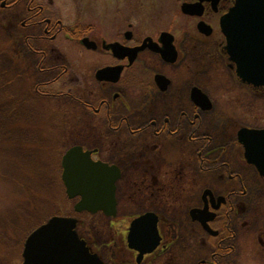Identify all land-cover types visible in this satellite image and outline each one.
I'll return each instance as SVG.
<instances>
[{
  "label": "flooded vegetation",
  "instance_id": "1",
  "mask_svg": "<svg viewBox=\"0 0 264 264\" xmlns=\"http://www.w3.org/2000/svg\"><path fill=\"white\" fill-rule=\"evenodd\" d=\"M234 4L235 0H0V26L10 35V50L35 56L37 72L49 76L33 91L42 97L66 96L81 126L103 128L101 146L75 142L69 148L89 152L90 160L107 166L109 176L116 170L114 215L82 213L101 215L111 228L121 217L124 196L132 194L141 205L119 219L128 220L121 233L110 235L109 241L121 247L117 256L94 250L95 242L78 232L76 221L78 238L102 264H250V241H244L241 251L235 218L245 208L240 203L244 197L264 192V177L247 161L238 131L264 126L222 117L215 123L216 133L211 132V121L218 119L215 104L198 83L204 68L214 65L228 71L244 91L264 95V87L240 81L226 51L220 19ZM66 80L76 90L49 91ZM197 91L207 97L208 108L195 100ZM208 114L211 120L205 122ZM176 173L184 174L178 196L188 202L179 219L167 209L141 203L142 196L158 193L156 178L170 180ZM70 200L75 205L79 198ZM146 213L156 216L160 240L153 251L139 257V250L128 247L127 234L130 223ZM259 232L264 243V225Z\"/></svg>",
  "mask_w": 264,
  "mask_h": 264
},
{
  "label": "rangeland",
  "instance_id": "2",
  "mask_svg": "<svg viewBox=\"0 0 264 264\" xmlns=\"http://www.w3.org/2000/svg\"><path fill=\"white\" fill-rule=\"evenodd\" d=\"M5 32L0 26V264H21L26 237L53 216L75 218L79 222L78 232L95 242L94 250L100 255L106 251L109 256L112 253L117 256L120 246L116 248L115 243L109 241L110 235L113 237L114 231L121 233L128 220L119 219L134 214L141 205L132 199V194L124 196L121 217L109 228L101 215L74 213L75 200L67 199L60 182V162L65 150L75 142L101 146L103 128L95 124L81 126L66 96L42 97L34 92L36 83L49 76L37 72L35 56L25 51L18 55L10 50L12 42ZM204 70L206 73L198 83L213 99L214 118L218 117L211 121V132L216 133V124L222 117L264 126V95L244 91L221 67L211 65ZM73 88L76 90L74 83L66 80L51 85L49 91L70 93ZM208 116L204 115L205 122L211 120ZM188 165L195 167L192 163ZM162 170H166L165 166ZM181 175L184 174L176 173L170 180L156 178L160 182L155 188L158 193L141 195V203L147 208L167 209L168 215L179 219L182 207L188 203L184 202L185 197L178 196L186 181ZM195 181L200 182L197 178ZM243 200L240 203L245 208L235 218L240 249H245L243 243L249 239L250 264H264V243L259 241V231L264 225V192H251Z\"/></svg>",
  "mask_w": 264,
  "mask_h": 264
},
{
  "label": "water",
  "instance_id": "3",
  "mask_svg": "<svg viewBox=\"0 0 264 264\" xmlns=\"http://www.w3.org/2000/svg\"><path fill=\"white\" fill-rule=\"evenodd\" d=\"M220 28L226 37V51L236 63V74L243 83L264 87V0H235L234 6L220 19ZM195 100L207 97L197 91ZM238 142L245 150L247 161L264 177V129L238 131ZM90 153L73 146L61 157V181L67 199L79 198L73 212L114 215V182L118 178L100 162L90 160ZM157 218L146 213L134 219L128 228L129 248L139 250V257L154 250L159 244ZM76 219L53 216L34 229L25 239L21 264H102L91 254L76 232ZM205 228L206 220L204 219Z\"/></svg>",
  "mask_w": 264,
  "mask_h": 264
}]
</instances>
